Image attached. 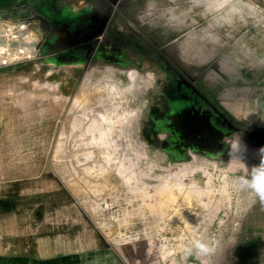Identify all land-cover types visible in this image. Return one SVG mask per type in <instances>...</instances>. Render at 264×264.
<instances>
[{
	"label": "rangeland",
	"instance_id": "rangeland-1",
	"mask_svg": "<svg viewBox=\"0 0 264 264\" xmlns=\"http://www.w3.org/2000/svg\"><path fill=\"white\" fill-rule=\"evenodd\" d=\"M89 1L0 0V14L20 13L0 15V47L11 57L25 50L8 64L0 53V248L104 246L122 264H264V205L234 183L244 164L260 163L264 137L238 131L227 154L171 158L148 130L155 71L83 31L115 13L116 29L136 19L202 61L214 53L212 75L238 93L224 103L264 126L252 118L260 90L250 87L264 82V0H101L110 7L101 15ZM71 3L87 10L70 44L55 46L42 22L57 25ZM24 19L32 25L16 40ZM100 84L128 87L99 97ZM198 240L207 250L190 252Z\"/></svg>",
	"mask_w": 264,
	"mask_h": 264
},
{
	"label": "flooded vegetation",
	"instance_id": "flooded-vegetation-1",
	"mask_svg": "<svg viewBox=\"0 0 264 264\" xmlns=\"http://www.w3.org/2000/svg\"><path fill=\"white\" fill-rule=\"evenodd\" d=\"M114 14L94 23V38L100 47H112L121 59L138 61L139 68L155 71L157 88L148 130L171 158L227 154L238 131L264 137V126L227 110L222 100L227 86L212 75L219 71L212 61L214 53L202 61L198 54L185 52L184 46L174 47L175 39L163 38L152 24L136 19L116 29Z\"/></svg>",
	"mask_w": 264,
	"mask_h": 264
},
{
	"label": "crops",
	"instance_id": "crops-1",
	"mask_svg": "<svg viewBox=\"0 0 264 264\" xmlns=\"http://www.w3.org/2000/svg\"><path fill=\"white\" fill-rule=\"evenodd\" d=\"M83 2V1H81ZM94 0L89 1V5H93ZM97 3V2H96ZM97 4H101V9L95 10L97 13L104 14V10H108L106 5L98 0ZM96 4V6H97ZM86 6V5H85ZM66 8L63 10V18L59 23L53 26H50L48 22H42L44 24V31H54L55 35L53 38H48L47 41L52 42L55 46L57 45H66L70 44L72 41V31L70 25L75 20V17L81 13H84L87 9H81L80 7H75L74 3L66 4ZM0 15L11 16V15H20V13H1ZM67 19H65V18ZM83 31H88L89 29H93L94 21H88L84 25ZM41 27V26H40ZM41 30V29H40ZM61 31V33H58ZM48 33V32H47ZM58 33V34H57ZM64 33V34H63ZM61 36H60V35ZM59 35V39L57 38ZM70 40V41H69ZM255 91L260 90V93L257 94V110L252 111L253 119L260 121L264 120V82L261 85L251 84L250 86ZM259 87H261L259 89ZM238 94L234 93H223V97L226 99L225 95L232 96ZM252 94V91H250ZM226 104V103H225ZM227 110L231 114H235L239 116L236 112H234L227 104ZM242 111V109H241ZM247 112V111H246ZM251 113V112H250ZM242 112L240 113V115ZM249 119L246 115L244 116ZM252 119V120H253ZM250 120V119H249ZM0 264H122L119 255L111 248L99 246V247H83V248H71L65 251H55L51 253H40L39 249H16V248H0Z\"/></svg>",
	"mask_w": 264,
	"mask_h": 264
},
{
	"label": "clouds",
	"instance_id": "clouds-1",
	"mask_svg": "<svg viewBox=\"0 0 264 264\" xmlns=\"http://www.w3.org/2000/svg\"><path fill=\"white\" fill-rule=\"evenodd\" d=\"M233 147H236V145ZM261 154L260 163L250 169L244 164L245 174L234 179L235 186L239 190L251 192L261 205H264V147L259 150ZM208 245L202 241H196L190 252H204Z\"/></svg>",
	"mask_w": 264,
	"mask_h": 264
},
{
	"label": "built area",
	"instance_id": "built-area-1",
	"mask_svg": "<svg viewBox=\"0 0 264 264\" xmlns=\"http://www.w3.org/2000/svg\"><path fill=\"white\" fill-rule=\"evenodd\" d=\"M31 25H32V22L30 19H24L20 21L18 24H16L17 26L16 32L12 34V38L18 40V38L21 37L24 31H26L29 27H31ZM9 31L11 30L9 29ZM5 35L7 36V38H9L10 36L8 32H6ZM0 53L3 54L2 64H8V62H10L12 59H17L19 57V54H25V50L21 48L18 51V55L11 57L12 52L9 50V47L1 46Z\"/></svg>",
	"mask_w": 264,
	"mask_h": 264
},
{
	"label": "bare ground",
	"instance_id": "bare-ground-1",
	"mask_svg": "<svg viewBox=\"0 0 264 264\" xmlns=\"http://www.w3.org/2000/svg\"><path fill=\"white\" fill-rule=\"evenodd\" d=\"M1 24V23H0ZM105 83V82H104ZM134 84V83H133ZM128 85H124V87H122L121 85H116V87L112 88L109 87L107 84H100L98 89H96L98 91V96L102 97L105 96L106 94H118V95H124L126 94L125 88H127ZM111 165V164H110ZM112 167V166H111ZM122 168V167H121ZM115 169V168H114ZM198 176V175H197ZM126 179V178H125ZM179 181V180H178ZM185 182V181H184ZM165 186V185H164ZM173 186V185H172ZM197 188V187H196ZM177 189V188H176ZM175 189V190H176ZM180 189V188H179ZM178 190V189H177ZM178 192V191H177ZM191 192V191H190ZM176 193V192H175ZM162 194V193H161ZM161 196V195H160ZM171 196V195H170ZM183 197V196H182ZM164 198V197H163ZM194 198V197H193ZM168 199V198H167ZM181 199V198H180ZM196 199V198H195ZM167 202V201H165ZM172 204V203H171ZM189 204V202H188ZM201 206V205H200ZM188 213V212H187Z\"/></svg>",
	"mask_w": 264,
	"mask_h": 264
}]
</instances>
